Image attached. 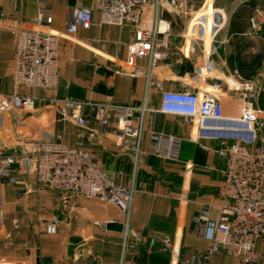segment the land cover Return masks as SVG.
<instances>
[{"label": "crops", "instance_id": "obj_1", "mask_svg": "<svg viewBox=\"0 0 264 264\" xmlns=\"http://www.w3.org/2000/svg\"><path fill=\"white\" fill-rule=\"evenodd\" d=\"M212 1L220 21L208 58L210 63L204 69L205 86L207 91L220 97L226 115H238L241 101L237 94L225 90L224 84L217 89L212 83L237 73L227 62L232 50L230 19L236 8L247 0ZM256 1L263 17L257 28L249 23L243 31L251 40L247 52L252 53L264 48V0ZM91 4L92 0H0V92L36 95L31 109L13 110L0 116V149L4 152L18 150L32 135L55 140L61 133L63 142L69 146L81 141L116 182L133 187L132 211L126 217L113 204L73 197L36 184L32 175L20 168L16 172V184L0 181V259L27 260L33 264H96L100 261L183 264L186 257L202 253L207 245L206 240L193 232L192 217L202 205L219 201L225 160L216 151L204 150L188 138L189 128L183 116L158 111L160 94L146 84L147 57L137 58L134 75L121 74L120 70L126 68L128 44L134 36L132 24L98 25L99 15L93 12L89 28L79 27L71 34L64 33L73 7ZM41 9L52 16V22L43 29L60 34L57 85L53 90L14 88L11 75L14 36L10 27L34 28L35 17ZM253 13L254 9L250 17ZM156 19L169 23L172 44L169 57L159 65L167 70L156 77L166 88H182L202 62L199 49L192 50L183 39L189 14L171 11L167 0H153L145 7L140 25L151 28ZM252 78L264 90V63ZM190 87L196 89L194 84ZM65 96L92 102L144 104L147 110L142 115L138 154L133 138L121 135L116 119L107 126L103 136L95 138H87L86 129L59 119L53 101ZM255 105L258 107L257 100ZM85 110L89 113L88 127L96 128L94 109ZM140 117L141 113L136 111L133 126H138ZM149 126L185 137L179 159L162 158L146 151ZM52 217L59 220L58 230L55 234H46L44 226ZM108 221L123 222L135 234L107 229ZM210 264H238V259L217 252L211 256Z\"/></svg>", "mask_w": 264, "mask_h": 264}, {"label": "built area", "instance_id": "obj_2", "mask_svg": "<svg viewBox=\"0 0 264 264\" xmlns=\"http://www.w3.org/2000/svg\"><path fill=\"white\" fill-rule=\"evenodd\" d=\"M152 3L153 0H92L88 7L74 6L64 33L71 34L79 27L89 28L93 12L99 15L98 25L132 24L135 27L134 36L128 44L126 68L120 70L121 74L134 75L137 58L147 57L144 70L146 84L160 94L158 111L183 116L189 128L188 138L202 149L214 150L224 158L219 201L202 205L192 217L193 232L206 240L207 245L202 253L190 254L182 263L210 264L211 256L222 252L235 256L238 264H264V116L261 115L264 110L255 105L261 86L257 80L245 79L237 73L213 82L212 86L217 89L223 88L224 84L225 90L234 91L241 101L238 115H226L220 97L207 91L205 86L204 69L210 63L208 58L213 51V38L220 21L213 1L203 0L200 5H195L188 0H167L171 11L189 14L183 39L192 50L199 49L202 62L200 68L190 75L187 85L179 89L166 88L163 81L154 75L153 68L165 61L172 51L170 25L160 19H156L151 28L140 25L145 7ZM262 17L260 8L256 6L249 18L250 26L257 28ZM51 22V14L41 9L35 17L34 28L10 27L14 36L11 60L14 88L53 90L56 87L60 34L43 29ZM191 84L196 86L195 90L190 87ZM35 99L34 94L0 92V116L11 110L27 111L33 107ZM53 104L59 119L86 129L87 138L103 136L107 126L116 119L121 135L133 138L135 153L138 154L143 132L142 115L147 110L144 104L92 102L71 96L54 99ZM87 107L95 111L96 128L88 127ZM136 111L141 113V117L138 126H133ZM147 132L146 151L149 154L179 159L185 137L156 131L152 126L147 128ZM20 168H25L36 184L73 197L113 204L126 217L132 211L133 187L116 182L81 141L73 146L65 144L61 133L56 135L55 140L32 135L18 150L4 152L0 149V181L16 184V172ZM58 223L56 217L50 218L44 226L45 233L55 234ZM0 264L33 263L0 259ZM96 264L118 263L100 261Z\"/></svg>", "mask_w": 264, "mask_h": 264}, {"label": "trees", "instance_id": "obj_3", "mask_svg": "<svg viewBox=\"0 0 264 264\" xmlns=\"http://www.w3.org/2000/svg\"><path fill=\"white\" fill-rule=\"evenodd\" d=\"M256 4V0L242 2L230 19L231 37L229 43L232 50L227 57V62L231 69L236 70L245 79H251L257 69L264 63V48L254 53L247 52L251 40L243 35V31L249 25V17ZM257 106L264 109V90H260L257 96Z\"/></svg>", "mask_w": 264, "mask_h": 264}, {"label": "water", "instance_id": "obj_4", "mask_svg": "<svg viewBox=\"0 0 264 264\" xmlns=\"http://www.w3.org/2000/svg\"><path fill=\"white\" fill-rule=\"evenodd\" d=\"M167 69L161 66H156L153 68V73L154 75H157L158 73L164 72ZM9 113H13V110L9 111ZM105 227L110 230L122 232V233H127V234H132L134 235L135 233L126 227L125 223L119 222V221H108L105 223Z\"/></svg>", "mask_w": 264, "mask_h": 264}, {"label": "rangeland", "instance_id": "obj_5", "mask_svg": "<svg viewBox=\"0 0 264 264\" xmlns=\"http://www.w3.org/2000/svg\"><path fill=\"white\" fill-rule=\"evenodd\" d=\"M203 0H189V2H193L195 5H200V3H202Z\"/></svg>", "mask_w": 264, "mask_h": 264}]
</instances>
